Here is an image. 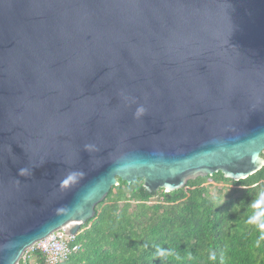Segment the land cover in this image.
<instances>
[{
  "label": "water",
  "instance_id": "water-1",
  "mask_svg": "<svg viewBox=\"0 0 264 264\" xmlns=\"http://www.w3.org/2000/svg\"><path fill=\"white\" fill-rule=\"evenodd\" d=\"M262 151L264 0H0V264L117 179L238 181Z\"/></svg>",
  "mask_w": 264,
  "mask_h": 264
},
{
  "label": "trees",
  "instance_id": "trees-1",
  "mask_svg": "<svg viewBox=\"0 0 264 264\" xmlns=\"http://www.w3.org/2000/svg\"><path fill=\"white\" fill-rule=\"evenodd\" d=\"M141 184L117 179L58 264H264V165L242 180L217 172L171 192ZM214 187L235 195L221 201ZM18 264H44V255L29 251Z\"/></svg>",
  "mask_w": 264,
  "mask_h": 264
},
{
  "label": "built area",
  "instance_id": "built-area-1",
  "mask_svg": "<svg viewBox=\"0 0 264 264\" xmlns=\"http://www.w3.org/2000/svg\"><path fill=\"white\" fill-rule=\"evenodd\" d=\"M73 238V236H68L63 228L54 231L28 248L22 258L27 252L38 250L44 255V264H58L64 261L71 252L77 250V245H71Z\"/></svg>",
  "mask_w": 264,
  "mask_h": 264
},
{
  "label": "clouds",
  "instance_id": "clouds-1",
  "mask_svg": "<svg viewBox=\"0 0 264 264\" xmlns=\"http://www.w3.org/2000/svg\"><path fill=\"white\" fill-rule=\"evenodd\" d=\"M145 114V109H144V107L143 106H139V107H137V109H136V112H135V116L137 117V118H139V117H141V116H143ZM90 146H88V145H86L85 146V148H86V150H88V148H89ZM28 174V169H26V168H22V169H20V172H19V175H21V176H25V175H27ZM73 175H79V176H83V173H73ZM262 195H264V193H262ZM160 254H163V252H162V250H161V252H160Z\"/></svg>",
  "mask_w": 264,
  "mask_h": 264
},
{
  "label": "rangeland",
  "instance_id": "rangeland-1",
  "mask_svg": "<svg viewBox=\"0 0 264 264\" xmlns=\"http://www.w3.org/2000/svg\"><path fill=\"white\" fill-rule=\"evenodd\" d=\"M210 191H212L213 194L221 198V201L225 200L226 196H232L235 195V192L233 190L228 191V189H218V187L209 188Z\"/></svg>",
  "mask_w": 264,
  "mask_h": 264
}]
</instances>
